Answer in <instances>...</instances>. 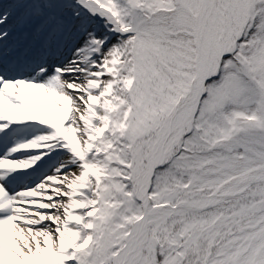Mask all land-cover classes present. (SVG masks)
<instances>
[{
  "label": "snow or ice",
  "instance_id": "6c2138e0",
  "mask_svg": "<svg viewBox=\"0 0 264 264\" xmlns=\"http://www.w3.org/2000/svg\"><path fill=\"white\" fill-rule=\"evenodd\" d=\"M0 264H264V0H0Z\"/></svg>",
  "mask_w": 264,
  "mask_h": 264
}]
</instances>
